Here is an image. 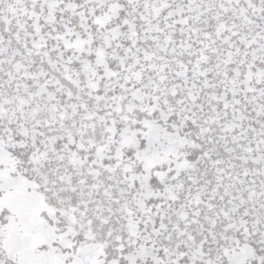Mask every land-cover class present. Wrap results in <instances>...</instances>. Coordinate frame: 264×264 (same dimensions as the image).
<instances>
[{
  "label": "snow or ice",
  "instance_id": "snow-or-ice-1",
  "mask_svg": "<svg viewBox=\"0 0 264 264\" xmlns=\"http://www.w3.org/2000/svg\"><path fill=\"white\" fill-rule=\"evenodd\" d=\"M0 264H264V0H0Z\"/></svg>",
  "mask_w": 264,
  "mask_h": 264
}]
</instances>
